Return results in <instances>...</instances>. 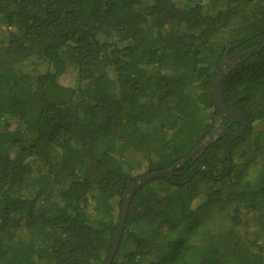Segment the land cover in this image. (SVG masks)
<instances>
[{
	"label": "trees",
	"instance_id": "16d2710c",
	"mask_svg": "<svg viewBox=\"0 0 264 264\" xmlns=\"http://www.w3.org/2000/svg\"><path fill=\"white\" fill-rule=\"evenodd\" d=\"M263 40L264 0H0V264H105L215 131L109 264H264Z\"/></svg>",
	"mask_w": 264,
	"mask_h": 264
},
{
	"label": "water",
	"instance_id": "95a60500",
	"mask_svg": "<svg viewBox=\"0 0 264 264\" xmlns=\"http://www.w3.org/2000/svg\"><path fill=\"white\" fill-rule=\"evenodd\" d=\"M263 47H264V40L259 46H256V47L250 49L249 51H247L246 53L240 55L238 57V59L243 60L246 56H251V55H254L256 53H259ZM212 94H213L214 108L221 114H233V121L240 123V129L235 133L229 134V143H230L232 140H235V139H237L243 135V133L245 132V121L242 118V116L236 110L227 108L224 105L222 97H221V88H220V83H219L218 79L215 81V85L212 88ZM219 133H220L219 131H215L213 134H211V136L202 145H200L198 148H196L187 158L177 162L176 164H174L169 169L159 171V172H154V173H148V174H145L141 177H138L126 188V190L122 196V203H121V207H120V215H119V222H118V226H117V231H116L115 236L113 238V243H112L111 248L109 250L108 258H107V261L105 264L110 263L113 255H114V253L118 247V244H119V241L121 238V234H122V230H123V226H124V222H125L126 212H127L130 200H131L133 194L135 193V191H137L144 184H146V183H148L154 179L166 178V177L170 176L177 168H179L182 164H184L189 159H191L194 155L203 152V150L211 143L212 137L218 135ZM228 147H229V144H227V148ZM228 168L229 167H227V169Z\"/></svg>",
	"mask_w": 264,
	"mask_h": 264
},
{
	"label": "rangeland",
	"instance_id": "374dc122",
	"mask_svg": "<svg viewBox=\"0 0 264 264\" xmlns=\"http://www.w3.org/2000/svg\"><path fill=\"white\" fill-rule=\"evenodd\" d=\"M175 2H177L178 0H174ZM6 31L5 29L3 28L2 31H1V38L5 35ZM36 65V64H35ZM34 63L33 64H30L28 65L29 67L27 68V70H33V72H38L39 73H43L45 71V66L44 65H36L35 66ZM74 74H75V70L73 68H70V67H67L66 68V72L60 76L58 78V82L61 84V85H66V86H69V85H73L74 83ZM4 129V126L2 124H0V131H2ZM248 151L242 156L239 158V162L241 165L240 168L241 169H244V170H250V172L252 174H255L258 170V163L260 162L259 158L261 156L258 155L259 152H257L253 147H250L247 149ZM261 152V151H260ZM263 153V151H262ZM130 153H127L126 154V159H130L131 157L129 156ZM249 161V164L248 165H244V162H247ZM243 162V163H242Z\"/></svg>",
	"mask_w": 264,
	"mask_h": 264
}]
</instances>
